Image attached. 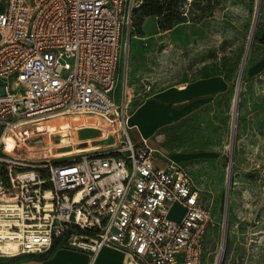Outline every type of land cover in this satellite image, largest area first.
<instances>
[{
    "label": "built area",
    "instance_id": "obj_1",
    "mask_svg": "<svg viewBox=\"0 0 264 264\" xmlns=\"http://www.w3.org/2000/svg\"><path fill=\"white\" fill-rule=\"evenodd\" d=\"M133 7L0 0V256L60 239L92 253L122 250L129 264H205L212 207L186 165L158 166L154 149L131 139L130 93L117 91ZM58 117L72 127L45 129ZM53 141L85 150L51 160ZM173 208L182 215L171 217Z\"/></svg>",
    "mask_w": 264,
    "mask_h": 264
},
{
    "label": "rangeland",
    "instance_id": "obj_2",
    "mask_svg": "<svg viewBox=\"0 0 264 264\" xmlns=\"http://www.w3.org/2000/svg\"><path fill=\"white\" fill-rule=\"evenodd\" d=\"M143 3H157L161 13L136 11ZM121 44L117 88L128 89L130 111L153 90L209 77L226 82L178 123L184 144L172 151L195 154L186 162L212 207L205 264H264V0H134ZM160 133L163 141L174 136L168 127ZM63 144L47 149H70ZM182 213L173 208L171 217Z\"/></svg>",
    "mask_w": 264,
    "mask_h": 264
},
{
    "label": "crops",
    "instance_id": "obj_3",
    "mask_svg": "<svg viewBox=\"0 0 264 264\" xmlns=\"http://www.w3.org/2000/svg\"><path fill=\"white\" fill-rule=\"evenodd\" d=\"M146 24L149 27L148 32H151L153 24L151 21ZM225 88L226 82L222 77H209L188 81L183 85L153 90L130 111L129 133L131 139L136 144H141L145 140L154 149L153 157L156 165L164 167L170 160L177 161L186 165L192 175L191 168L186 161L195 158V154L172 151L174 144H184L177 140L178 132L181 134L178 125L184 123L185 117L191 114L195 107L201 105V102H206L209 96ZM44 126L49 131L60 130L65 132L66 128L72 127V123L69 122V119L61 118L57 121L51 120ZM166 127L170 128L171 134L174 136L163 141L160 137L162 135L160 131ZM90 132L92 133L89 134ZM78 133L79 135L83 133L82 136H94L96 131L90 129ZM163 144L171 145L165 147ZM158 145H163L168 150L164 152ZM84 150L76 148L75 151L64 150L56 153L51 150V153L55 156H62ZM0 264H129V259L124 251L112 247L106 246L97 253H92L89 250L68 246L57 239L53 246L44 252L0 256Z\"/></svg>",
    "mask_w": 264,
    "mask_h": 264
},
{
    "label": "trees",
    "instance_id": "obj_4",
    "mask_svg": "<svg viewBox=\"0 0 264 264\" xmlns=\"http://www.w3.org/2000/svg\"><path fill=\"white\" fill-rule=\"evenodd\" d=\"M148 5H149L148 3H143L141 4L140 9L136 11L142 12L146 15H150V14L158 15L161 13V8L158 6L157 3L153 4V7L151 9L148 8L149 7Z\"/></svg>",
    "mask_w": 264,
    "mask_h": 264
},
{
    "label": "water",
    "instance_id": "obj_5",
    "mask_svg": "<svg viewBox=\"0 0 264 264\" xmlns=\"http://www.w3.org/2000/svg\"><path fill=\"white\" fill-rule=\"evenodd\" d=\"M254 29H255V24H254V27H253V30H252V33H251V40H252V37H253V34H254ZM250 40V41H251ZM246 56H247V52H246ZM246 56H245V60H244V65H243V68H244V66H245V63H246ZM242 68V69H243ZM243 71V70H242ZM242 73V72H241ZM242 75V74H241ZM240 75V77H239V81H238V87H237V93L240 91V87H241V82H242V76ZM236 93V94H237ZM238 95V94H237ZM235 127V126H234ZM235 129V128H234ZM234 129H233V133H232V142H231V144L233 145L234 144V133H235V131H234ZM231 162H232V156L230 157V164H231Z\"/></svg>",
    "mask_w": 264,
    "mask_h": 264
},
{
    "label": "bare ground",
    "instance_id": "obj_6",
    "mask_svg": "<svg viewBox=\"0 0 264 264\" xmlns=\"http://www.w3.org/2000/svg\"><path fill=\"white\" fill-rule=\"evenodd\" d=\"M2 199H3V196L0 195V202H1ZM1 247L3 249L4 245H2Z\"/></svg>",
    "mask_w": 264,
    "mask_h": 264
}]
</instances>
